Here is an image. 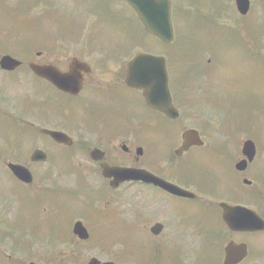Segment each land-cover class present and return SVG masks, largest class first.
<instances>
[{
	"label": "flooded vegetation",
	"instance_id": "af4514ba",
	"mask_svg": "<svg viewBox=\"0 0 264 264\" xmlns=\"http://www.w3.org/2000/svg\"><path fill=\"white\" fill-rule=\"evenodd\" d=\"M72 1L71 8L57 0H37L26 6L19 0H9L16 3L8 5L0 2L22 12L32 7L23 19L0 21V62L7 55L21 62L15 70L0 66V171L8 174L0 177V264H78L83 248L98 243L104 248L110 240L128 244L118 250L112 260L116 264H224L226 248L232 243L233 264H264V100L252 102L243 95L219 92L223 80L214 76L221 66L215 50L202 49L199 60L189 66L177 48L171 59L168 45L144 30L126 1L109 0V5L104 0V6L98 4L96 9L97 0ZM92 1V11L81 12L82 3L86 6ZM179 4L172 2L174 25L183 19H191L199 28L208 25V30L235 24L227 30L243 31L242 48L264 62V0H189L190 11H181ZM57 6L63 11H56ZM52 10L61 16H50L55 13ZM114 10L131 14L129 26L123 28L127 30L125 44L93 41L91 30L82 32L77 27L82 17L98 19ZM65 18L72 28L64 24ZM44 22L51 25L46 33L40 30ZM8 25L13 31L3 33ZM131 27L143 30L144 37L137 39L144 51L167 59L177 117L150 107L144 90L127 83L130 60L137 54L131 55L137 42ZM32 63L61 75L73 69L76 77L60 87L35 73ZM24 73L31 81L22 97L19 121L12 117V103L3 88L6 78ZM25 116H33L41 126ZM186 130L195 137L184 148ZM51 132L62 134L54 137ZM36 150L41 151L40 158H34ZM14 165L26 169L18 172ZM104 165L134 167L145 174L142 181L114 187L104 176ZM90 177L99 186L97 182L92 185ZM68 179L75 180L76 186L58 183ZM165 181L189 192L174 193L161 184ZM177 200L196 206L209 221L196 215L184 220L187 214L172 208ZM27 201L35 224L17 225L14 215L22 212ZM242 207L254 211L256 227L251 230L240 229L251 224L248 213L238 209ZM214 213L225 229L221 236L212 230ZM117 215L123 219L115 220ZM80 221L88 230L86 239L74 232ZM173 233L172 241L189 251L180 253V247L172 253L165 251L166 245L160 242ZM144 234L151 244L143 242ZM183 234L189 235L186 241L195 242L193 246ZM60 244L75 251L61 252ZM211 253L215 255L212 262L207 258Z\"/></svg>",
	"mask_w": 264,
	"mask_h": 264
},
{
	"label": "rangeland",
	"instance_id": "374dc122",
	"mask_svg": "<svg viewBox=\"0 0 264 264\" xmlns=\"http://www.w3.org/2000/svg\"><path fill=\"white\" fill-rule=\"evenodd\" d=\"M37 0H19L21 4L28 5V3L34 2ZM109 3V0H105ZM180 2L178 8L182 11L183 8L186 11H190L191 5L189 4V0H178ZM196 3H200L204 0H194ZM0 2H4V4L8 5L9 3H16V2H9V0H0ZM57 2L61 6L69 8L72 7L73 1L72 0H57ZM101 4L104 6V0H97L94 4V7L96 9L97 5ZM3 5V4H2ZM92 5L93 1L90 3V5L84 6L82 3L81 12L88 13L92 11ZM110 5V3H109ZM60 8V6H58ZM32 7L30 6L28 10H25L24 12L19 11L17 9V16L19 19H23L26 14L28 15L30 12H28ZM3 8L0 7V16L3 14ZM41 10V7L38 8V11ZM98 10V9H97ZM104 10H101L100 12H103ZM34 13H36L35 9L33 10ZM66 12H70L69 10ZM112 14H110L108 11L104 12L98 19H94L93 17H82L79 25L77 27H80V31L83 32V29L87 28L90 31V34H92V37L94 38L93 41L96 42H102L106 44H125L127 41L125 40L127 30H123L124 27L129 26V21L132 20L131 14L127 13L126 11H119L114 10L111 11ZM203 14L208 15L207 12H205L202 9ZM92 14V13H91ZM210 17V15H209ZM39 18V17H38ZM183 19L180 23H176V37H177V44H176V51H179L178 54L180 55V58L184 61V64L186 66L188 65V62H195L196 58L197 61L199 60L198 55L202 51V49L208 50L212 52L215 50V56L217 59L221 62V66L219 67V70L214 74V76L217 79H221L219 83V92L221 94H228L234 97H237V95H243L248 97V99H251L252 102H259L264 100V62L260 60H256L251 56L250 51H245V49L242 48L241 42L245 39V33L241 30H234L229 32L227 29H233L235 24L229 23L226 24L223 27L219 26H211V29L208 30V25H201L199 28L198 26H195V24L191 21V19ZM64 24L67 25L68 28L71 27V21L68 19H64ZM135 31L138 30V28H134ZM9 25L7 26V34L9 32ZM51 30V25L48 27V23L44 22V25L42 24L40 26V30L42 32H47V30ZM216 29V30H213ZM27 31V30H24ZM11 32V31H10ZM28 32V31H27ZM137 36V33H135ZM14 36H17V34H14ZM18 47V46H17ZM126 47H124L125 49ZM144 45L141 41H137L135 45V49H132L131 55L138 53V51H143ZM173 46L170 48L167 47V55L172 59V52L174 51ZM243 51V52H242ZM175 52V51H174ZM182 54L184 56L182 57ZM206 58L209 59L211 57V54H206ZM179 58V56H178ZM208 63V62H206ZM1 71V70H0ZM26 74H20L16 76L17 78H13L12 76H9V78H6L7 86L3 88L4 96L11 100L12 103V109H13V118L16 120H19L22 117V97L26 94L25 91L30 89V78L28 76H25ZM1 76V73H0ZM213 76V77H214ZM3 78L0 77V80ZM211 79H213L211 77ZM214 81L216 79H213ZM193 86V84H192ZM25 93V94H24ZM195 94V91L193 92V95ZM25 119H28L29 122L34 123L36 126H41L39 123V120L34 118L33 116H25ZM20 121V120H19ZM8 176V174L3 169L0 171V177L1 176ZM88 181H91L92 185L98 181L95 178L90 177L87 179ZM100 181V179H99ZM58 183L66 186L73 187L76 186V181L72 179L65 180L62 182L61 180L58 181ZM17 187L20 189V192L24 191L25 189L23 186H20L15 183ZM99 186V184H98ZM97 186V187H98ZM138 197H141V195L137 194ZM172 203V202H171ZM22 212H19L15 218V224H22L23 222H28L31 225H34L35 222L33 219L35 218L34 212L32 208L27 203L22 205ZM126 210H129V206H124ZM172 208L179 209L184 211L187 216L183 219L186 220L188 217H193L196 215L197 218H205L209 221L207 215H203L201 211H199L196 206L192 205L191 203H185L183 201L177 200L172 203ZM196 213V214H193ZM129 215V214H128ZM130 216V215H129ZM128 218H131L128 217ZM115 220H121L123 217L121 215H117L114 218ZM127 219V218H126ZM211 221L214 223L216 227H212L213 231L218 235L225 234V229L220 225V219L219 216L214 213L210 217ZM140 229L142 230V226L140 225ZM140 230V232H141ZM51 233H54V226L53 229L50 230ZM174 233L170 234L168 237L169 239H163L160 243H164L166 245L165 251L168 253H172L177 250V247H180V253H184L186 250L189 251V248H184L182 244L179 242H173L174 239ZM45 236V235H43ZM189 235L183 234L182 238L188 239ZM143 242L145 244H151V239L148 234H144L142 236ZM254 239V238H252ZM248 240V239H247ZM250 240V239H249ZM111 241V240H110ZM199 247L203 243L202 238L198 239ZM185 242L192 246L195 242L186 241ZM111 246L109 247H102L100 246V243L98 245L94 246L93 244L91 246H87L83 248V252L81 254V258L78 261V264H87L88 261L94 257H99L102 260H114L117 257L118 250L124 249L125 246H127L126 242H117L116 244H113V241L108 242ZM59 250L61 252L69 251L68 253L71 254V252H74V248H69L68 246H65L64 244L59 245ZM161 248L163 249V245H161ZM69 249V250H67ZM125 250V249H124ZM219 251V249H218ZM216 251V254L219 255L220 252ZM53 254H55L54 251H51ZM69 255V254H68ZM208 261H211L215 259V255L213 253L207 255ZM76 264V263H75ZM248 264V263H247ZM250 264V263H249Z\"/></svg>",
	"mask_w": 264,
	"mask_h": 264
},
{
	"label": "water",
	"instance_id": "95a60500",
	"mask_svg": "<svg viewBox=\"0 0 264 264\" xmlns=\"http://www.w3.org/2000/svg\"><path fill=\"white\" fill-rule=\"evenodd\" d=\"M130 4L137 10L139 17L144 21L146 24V28H148L150 31L155 33L156 35L160 36L164 42L170 43L174 40V27L172 25V16H171V0H128ZM160 6V17L162 18V21L164 24L155 26L150 20L148 21V17H146V8L147 7H157ZM20 65V62H18L16 59H14L12 56H6L1 60V66L4 69L7 70H13L16 67ZM32 67L34 71L41 75L48 78L50 81L54 82L56 85L62 87L64 83L65 75H60L56 72H54L53 68L39 67L38 65L32 64ZM168 70H166V60H164L163 57H157L152 54H146V53H138V55L132 60V62L129 65L128 69V77H127V83H129L132 86L135 87H142L145 89V95L147 99V103H149L150 106L153 108L163 111L170 117H177L178 113L176 108L173 105V102H171V94L169 92L168 88ZM195 137V134L192 131H186L184 133V147L188 146L191 139ZM192 143V141H191ZM40 153H36V157L40 158ZM19 167L17 168V171L20 172ZM105 175L107 178H114V181L112 182L113 185L118 186L123 181H132V180H143L144 172H142L139 169H128V168H116V167H107L104 166ZM16 171V170H15ZM17 173V172H16ZM25 176L27 178H30V174L27 171H24ZM156 184H159L160 181L157 179L152 180ZM164 187L167 189H170L174 193H181L184 194V191L180 188L174 187L170 184H164ZM240 209V208H238ZM235 211V209H232ZM242 210V213H248L247 217L250 220V225H242L240 229L246 230V229H253V227H256L255 217L253 215L254 212L250 210ZM236 212V211H235ZM225 219L228 222H231L229 219H227V216H225ZM231 225V223H229ZM235 227V226H234ZM75 233L82 237V238H88V231L84 227V225L80 222L76 224L75 227ZM235 245L232 243L230 246L226 248L227 251V258L225 264H233V255L235 253L234 251ZM89 264H114L112 262H104L101 263L100 260L97 258H93Z\"/></svg>",
	"mask_w": 264,
	"mask_h": 264
}]
</instances>
